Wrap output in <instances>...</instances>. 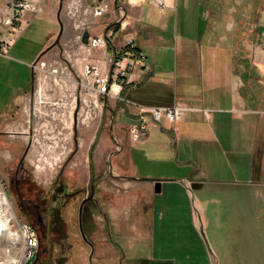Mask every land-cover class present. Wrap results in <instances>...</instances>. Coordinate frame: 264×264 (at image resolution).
Segmentation results:
<instances>
[{"label":"rangeland","instance_id":"1","mask_svg":"<svg viewBox=\"0 0 264 264\" xmlns=\"http://www.w3.org/2000/svg\"><path fill=\"white\" fill-rule=\"evenodd\" d=\"M43 1H48L47 14L33 17V21L16 35V43L10 50L9 58L0 55V197L6 196L11 207L8 211L5 205L0 206V264H32L36 254L46 257L43 252L54 235L51 231H41L35 222L40 213L32 209L26 212L23 205L27 203L24 201L46 205L51 199L49 189L61 173L72 188H86L90 177L89 151L86 146L99 122L98 118L89 128H79L70 140L71 147L60 150L50 148V141L40 127L41 119L31 117L29 121L23 113V97L31 89L30 64L39 57L42 52L40 49L43 46L48 49L58 36L60 24L57 14L60 3V18L64 27L60 44L74 45L79 32L63 11L65 0ZM195 9L203 17L208 16L209 12L215 17L218 11H222L223 15L232 10L236 20L242 19L235 30L240 50H264V0H200V6ZM244 10L250 15L246 13L244 17ZM222 21L225 26V19ZM56 48L49 49L42 57L53 56L58 52ZM97 54L101 56L100 50ZM116 123L118 130L115 133L122 134L119 121ZM107 131L109 126L103 128L102 135ZM176 155L174 152L173 156ZM171 169L162 165L151 166L147 171L168 173ZM175 170L177 176H161L168 180L160 185L152 184L151 190L148 189L151 186L148 183H140V189L132 190L127 188L131 183H122L123 180L110 177L100 178L96 182V196H100V203L98 209L93 211L96 225L90 237L97 252L94 259L85 264H217V252L219 254L222 251L218 243L226 238V220L228 222L230 218L236 227L249 223V226L256 228L255 225L259 224V229L251 232V238L264 242V201L252 214L244 213L247 199L244 190L236 183L237 176L243 177L249 171L248 165L246 168H237L222 162L211 171L207 169L202 176L209 177L205 187L195 189V204L179 175L189 170L198 171V168L192 166L183 169L177 166ZM26 176L30 177L31 184ZM151 177L160 176L156 174ZM149 194H152L151 198ZM139 203L143 206L144 215L137 213ZM197 204L202 220L208 219L210 222L208 227L204 226L205 238L198 222ZM149 205L147 215L145 209ZM11 212L13 216H10ZM9 216L6 233L1 222L4 223ZM41 216L45 217L42 213ZM25 224L31 226L37 236V246L32 250V257L26 261L29 250L23 238ZM143 226H147L146 230H143ZM69 233L76 240L80 237L75 236L78 231L69 230ZM145 233L147 238L137 236ZM248 234L245 231L243 237L238 234L235 238L245 241ZM237 240L234 239V242ZM86 254L89 256L88 251ZM140 258L153 261L141 263ZM75 260L77 264L78 256ZM262 260L264 250L261 253L250 252L244 261L237 258L233 264H264Z\"/></svg>","mask_w":264,"mask_h":264},{"label":"crops","instance_id":"2","mask_svg":"<svg viewBox=\"0 0 264 264\" xmlns=\"http://www.w3.org/2000/svg\"><path fill=\"white\" fill-rule=\"evenodd\" d=\"M38 1L46 10L48 1ZM107 1L111 4L110 11L90 27L92 34H103L116 25L118 13L113 8L114 0ZM121 1L128 25L117 30L109 40L110 46H121L125 40L134 39L146 54L150 71L135 70L131 78L137 85L123 90L132 104L107 103L100 131L86 146L89 167H92L89 176L119 177L122 183H131L127 188L132 190L140 189V183H148L151 190L152 184H157L151 179L164 182L168 179L161 176H177L175 167L190 169L193 166L198 171L181 172L179 176L183 183H199V188H204L209 177L202 176L207 169L211 171L222 162L237 168L248 165L249 171L243 177L237 176L236 183L247 199L243 212L252 214L264 201V50H240L235 30L242 19L236 20L232 10L223 15L218 11L215 17L209 12L203 17L195 9L200 6V0H163V8L157 6L156 0ZM47 12L26 13L25 27L33 17H43ZM246 13L244 10V17ZM45 47L40 49L41 54L47 49ZM100 52L104 55L103 50ZM176 103L207 109L211 113L206 116L200 110L186 112L176 130H169L166 119L163 127L149 119L147 133L142 139L129 136L127 128L138 114V105L164 107ZM117 120L122 132L118 135L115 133ZM107 126L109 131L102 135ZM115 138L121 144L119 150ZM162 165L172 169L168 173L147 171L151 166ZM156 174L160 177H151ZM150 206L145 209L147 215ZM142 208L139 203L137 213L144 215ZM203 225L208 227L209 220L204 219ZM249 225L236 227L231 218L226 220L227 235L218 243L222 251L217 252V264H233L237 258L244 261L250 252L264 250V242L251 238V232L259 229V224L256 228ZM146 227L143 226V230ZM245 231L249 232L248 239L238 241L235 236L243 237ZM137 236L148 237L146 233ZM140 260L141 263L153 261Z\"/></svg>","mask_w":264,"mask_h":264},{"label":"built area","instance_id":"3","mask_svg":"<svg viewBox=\"0 0 264 264\" xmlns=\"http://www.w3.org/2000/svg\"><path fill=\"white\" fill-rule=\"evenodd\" d=\"M158 7H164L163 0H156ZM118 23L103 34L89 32L87 43L83 34L96 21L110 11L107 0H65L63 11L79 32L76 43L71 46L60 44L53 56H41L30 64L33 73L31 89L23 100V113L30 119L39 117L40 127L49 139L50 148L66 150L70 140L79 128H89L99 118L94 137L101 127L105 108L110 101L132 104L123 90L137 85L131 77L135 70L150 71L146 54L134 39H127L121 46H110L118 29H125L124 4L118 0ZM45 8L38 0H0V55L10 57V50L16 35L25 27L26 13L43 14ZM103 50L104 55H98ZM202 111L206 116L210 110L188 104L176 103L172 106L148 107L138 105L137 116L129 123L127 131L132 139L144 137L148 120L163 127V120L169 123V130H176L184 115L189 111ZM32 117V118H31ZM116 148L121 144L115 138ZM74 146L76 144H73ZM24 244L32 257L37 246V236L31 226L23 225Z\"/></svg>","mask_w":264,"mask_h":264},{"label":"flooded vegetation","instance_id":"4","mask_svg":"<svg viewBox=\"0 0 264 264\" xmlns=\"http://www.w3.org/2000/svg\"><path fill=\"white\" fill-rule=\"evenodd\" d=\"M7 133V132H6ZM24 163V161H22ZM90 170H92V167ZM29 184L30 177L26 176ZM100 177L90 176L86 188H72L69 183L62 177V173L58 175L49 191L51 199L46 205L39 203H27L26 212L32 211L37 214L35 222L41 231H51L54 235L49 240L48 247L43 252L46 257H40L36 254L32 264H76L75 257L78 256L77 264H85L92 261L97 252L96 245L91 239L90 234L95 228L93 211L98 209L100 201L96 196V182ZM113 179L119 180V177ZM102 197V195H101ZM72 212L69 214V212ZM102 211L99 213L101 214ZM41 213L45 217L41 216ZM103 216V215H102ZM108 224V223H106ZM69 230H75L80 236L77 240L71 237ZM89 252V256L86 252ZM101 259V257H98Z\"/></svg>","mask_w":264,"mask_h":264},{"label":"water","instance_id":"5","mask_svg":"<svg viewBox=\"0 0 264 264\" xmlns=\"http://www.w3.org/2000/svg\"><path fill=\"white\" fill-rule=\"evenodd\" d=\"M114 4H115V6H117L118 5V0H114ZM61 9H62V3H60V8L58 10V22L60 24V30H59L58 36H57L55 42L47 50H45L39 57H41L42 55H44V53L47 52L49 49H51V48H53L55 46H60V39H61L62 34L64 32L63 23H62V20L60 18ZM117 23H118V21L115 22V24H117ZM88 37H89V31H85L84 34H83V42L84 43H87ZM32 81H33V73H32ZM142 138L143 137H141V136L136 137V139H142ZM117 152H118V150L116 152H114V153H117ZM151 180L152 181H157V185H160L161 184V180H159V179H151ZM184 185L186 186V188L188 189L189 193L191 194L192 199H193V202L195 204L194 190L196 188L201 187V184H199V183H192L191 185H188L187 183L184 182ZM196 212L198 214V222H199L201 234L205 238L203 221H202V218H201V214H200V212H199V210L197 208H196Z\"/></svg>","mask_w":264,"mask_h":264},{"label":"bare ground","instance_id":"6","mask_svg":"<svg viewBox=\"0 0 264 264\" xmlns=\"http://www.w3.org/2000/svg\"><path fill=\"white\" fill-rule=\"evenodd\" d=\"M4 205L8 208V211H9L10 208H11L10 207V204H9V202L7 200V197L3 195L2 197H0V206H4ZM10 216H13V213L12 212L10 213ZM10 216H9V218L8 217L7 218L4 217L6 220L4 221V223L1 222V225L3 227V232H6L7 233V227L6 226H7L8 222H9ZM25 261H26V259H25Z\"/></svg>","mask_w":264,"mask_h":264},{"label":"trees","instance_id":"7","mask_svg":"<svg viewBox=\"0 0 264 264\" xmlns=\"http://www.w3.org/2000/svg\"><path fill=\"white\" fill-rule=\"evenodd\" d=\"M90 156H92V151L90 152Z\"/></svg>","mask_w":264,"mask_h":264}]
</instances>
